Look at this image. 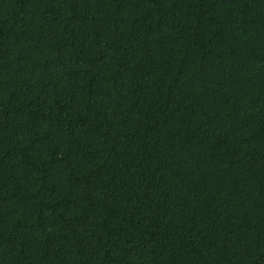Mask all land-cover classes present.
<instances>
[{
  "label": "trees",
  "instance_id": "obj_1",
  "mask_svg": "<svg viewBox=\"0 0 264 264\" xmlns=\"http://www.w3.org/2000/svg\"><path fill=\"white\" fill-rule=\"evenodd\" d=\"M0 264H264V0H0Z\"/></svg>",
  "mask_w": 264,
  "mask_h": 264
}]
</instances>
